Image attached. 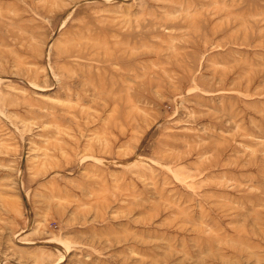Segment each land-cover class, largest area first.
Listing matches in <instances>:
<instances>
[{
    "label": "rangeland",
    "instance_id": "rangeland-1",
    "mask_svg": "<svg viewBox=\"0 0 264 264\" xmlns=\"http://www.w3.org/2000/svg\"><path fill=\"white\" fill-rule=\"evenodd\" d=\"M0 264H264V0H0Z\"/></svg>",
    "mask_w": 264,
    "mask_h": 264
},
{
    "label": "bare ground",
    "instance_id": "bare-ground-1",
    "mask_svg": "<svg viewBox=\"0 0 264 264\" xmlns=\"http://www.w3.org/2000/svg\"><path fill=\"white\" fill-rule=\"evenodd\" d=\"M231 1V0H230ZM38 89V88H37ZM131 102V101H130Z\"/></svg>",
    "mask_w": 264,
    "mask_h": 264
}]
</instances>
